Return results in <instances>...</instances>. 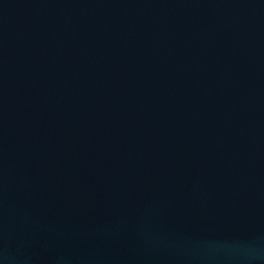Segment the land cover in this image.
<instances>
[{"label": "water", "instance_id": "obj_1", "mask_svg": "<svg viewBox=\"0 0 264 264\" xmlns=\"http://www.w3.org/2000/svg\"><path fill=\"white\" fill-rule=\"evenodd\" d=\"M0 264H264V0H0Z\"/></svg>", "mask_w": 264, "mask_h": 264}]
</instances>
